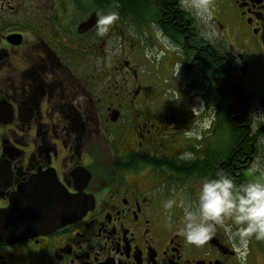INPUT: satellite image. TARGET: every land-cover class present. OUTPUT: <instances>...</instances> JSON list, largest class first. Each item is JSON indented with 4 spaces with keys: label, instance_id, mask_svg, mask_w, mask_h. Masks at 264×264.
Listing matches in <instances>:
<instances>
[{
    "label": "flooded vegetation",
    "instance_id": "obj_1",
    "mask_svg": "<svg viewBox=\"0 0 264 264\" xmlns=\"http://www.w3.org/2000/svg\"><path fill=\"white\" fill-rule=\"evenodd\" d=\"M205 1L206 13L183 0H133L130 11L122 0H0V209L33 185L81 208L1 240L0 264H264V239L238 248L220 226L197 245L177 232L202 177L264 179L249 172L264 166V125L248 118L264 110V0ZM110 11L118 19L97 34ZM178 77L193 89L168 90ZM197 121L208 122L200 139L186 137ZM186 150L195 158L180 159Z\"/></svg>",
    "mask_w": 264,
    "mask_h": 264
},
{
    "label": "clouds",
    "instance_id": "obj_2",
    "mask_svg": "<svg viewBox=\"0 0 264 264\" xmlns=\"http://www.w3.org/2000/svg\"><path fill=\"white\" fill-rule=\"evenodd\" d=\"M117 19L116 11L98 13L97 34L109 31ZM193 107L203 110L205 104L201 102L199 107ZM248 118L251 128H259L264 125V110L250 112ZM196 125L195 128H185L184 135L200 139L208 122L197 121ZM258 140L264 142V136L258 137ZM179 158L191 160L195 154L186 150L179 154ZM258 159L250 164L249 172L264 178V166L258 163ZM174 203L169 198L163 202V207L171 209ZM226 220L229 221L227 225ZM220 226L225 228L230 240L238 241V248L245 247L249 237L264 239V179L237 183L224 169H217L214 175L201 178L194 204L184 207L177 232L186 243L200 245L215 235Z\"/></svg>",
    "mask_w": 264,
    "mask_h": 264
},
{
    "label": "water",
    "instance_id": "obj_3",
    "mask_svg": "<svg viewBox=\"0 0 264 264\" xmlns=\"http://www.w3.org/2000/svg\"><path fill=\"white\" fill-rule=\"evenodd\" d=\"M49 189L40 185L20 189L10 205L0 209V241L50 231L81 214V208L63 202L67 197L60 187Z\"/></svg>",
    "mask_w": 264,
    "mask_h": 264
},
{
    "label": "rangeland",
    "instance_id": "obj_4",
    "mask_svg": "<svg viewBox=\"0 0 264 264\" xmlns=\"http://www.w3.org/2000/svg\"><path fill=\"white\" fill-rule=\"evenodd\" d=\"M183 1L191 9H194V10L197 9L201 13H206L208 11V6L209 5H208V3L205 0H183ZM205 6H207V8H205ZM158 55H159L158 53L157 54L154 53V55H153L154 58H151L150 57L153 60V65L156 63V60L158 59L157 58ZM158 61H159V59L157 60V62ZM158 67H159V69H161L164 72H166V70H168L170 68H175V70L176 69H179L178 68V65H176V66L173 67L171 65V63L170 64H165V62L158 64ZM146 73L150 77V79L152 80V82L154 84L155 83L162 84L163 79H161V76L159 75L160 72L156 70V67L155 68H152L150 66V64H149L146 67ZM259 73H260V79L257 81L258 82L257 84H258V86L260 85L261 86V89L263 90L264 89V64L261 65V68L259 69ZM170 80L172 82V79H170ZM171 82L165 81V83L168 85L167 86L168 87V90H171V91H175V92L181 91V92H184V91L193 89V87H192L193 84L191 82V79H189V78L178 77L177 80L174 83H171ZM154 84H153V87L150 89V91L159 92V90H158L159 88H157L156 85L154 86ZM221 124H223V123H220V125ZM220 143H221V141H220ZM247 243H248V241H247ZM255 260H256L255 258L251 257V260H250L251 263L250 264H255L256 263Z\"/></svg>",
    "mask_w": 264,
    "mask_h": 264
},
{
    "label": "trees",
    "instance_id": "obj_5",
    "mask_svg": "<svg viewBox=\"0 0 264 264\" xmlns=\"http://www.w3.org/2000/svg\"><path fill=\"white\" fill-rule=\"evenodd\" d=\"M119 1V0H118ZM124 3L123 5L125 6V10H134L135 9V4H133V0H122ZM264 105V102H263Z\"/></svg>",
    "mask_w": 264,
    "mask_h": 264
}]
</instances>
